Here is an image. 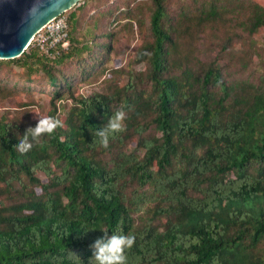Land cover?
<instances>
[{
  "label": "trees",
  "instance_id": "obj_1",
  "mask_svg": "<svg viewBox=\"0 0 264 264\" xmlns=\"http://www.w3.org/2000/svg\"><path fill=\"white\" fill-rule=\"evenodd\" d=\"M94 1L67 13L69 48L56 59L30 47L0 61L44 78L43 117L64 125L22 154L15 146L39 118L32 104L0 116V264H89L103 231L135 236L127 264H264V75L225 74L249 54L234 45L250 49L264 30V6L150 0L149 38L131 60L144 68L120 85L108 68L114 33L99 25L117 7L83 19ZM77 75L103 87L78 95ZM15 94L0 82V105ZM121 108L126 131L107 149L92 144Z\"/></svg>",
  "mask_w": 264,
  "mask_h": 264
},
{
  "label": "rangeland",
  "instance_id": "obj_2",
  "mask_svg": "<svg viewBox=\"0 0 264 264\" xmlns=\"http://www.w3.org/2000/svg\"><path fill=\"white\" fill-rule=\"evenodd\" d=\"M82 1L83 0H80V2ZM121 1L128 0H95L89 4L83 15V19H88L91 16L95 17L102 12H106L108 9L117 7L113 15L109 19L100 20L99 25L102 30L106 29V31L114 33L112 43L113 51L110 54L108 68L121 72H119L120 75L115 77L113 81L120 85L126 82V71L129 68L134 71H142L144 68L142 64L133 65L131 60L136 49L144 40H148L149 38L148 14L150 0H130L129 7L120 4ZM172 1L173 3L175 2L172 7L175 8L178 4L180 5V1L182 0ZM254 1L260 2L264 6V0ZM74 7L72 9H74ZM70 10H68L67 13ZM127 17L130 19H127ZM130 22L131 27L128 26ZM80 29H82L83 32L84 28L81 27ZM249 44L252 48L248 49L245 47L243 51H241L243 46L240 43L234 45L232 49L234 53H240V56H242L243 52H248L249 54L247 57L245 56V62L238 63L236 61L229 64V68L225 71L228 79H249L250 81L256 82L260 75H264V30L253 35ZM201 49L204 51L203 47H201ZM212 51V54L216 52L215 50ZM205 53H207V50ZM226 58H228V56ZM225 64L226 61L222 62V65ZM73 66L74 65H71L69 68L73 69ZM68 69H66V71ZM80 80L81 77L79 75L74 79L77 86L76 94L78 95H88L92 92H99L103 87L101 83L103 77H99L97 82L91 84L82 83ZM0 82L14 88L16 92L13 98L2 102L0 105V116L5 113L15 115L21 110L20 103L30 102L32 105L26 108L28 110H25L27 112L29 111L28 116L43 117L48 108L50 91L52 90V88L45 83L44 78L36 77L33 82H29L14 65H0ZM58 103L61 105H69L70 99L64 97L63 100ZM39 177L43 178L41 175H39Z\"/></svg>",
  "mask_w": 264,
  "mask_h": 264
},
{
  "label": "water",
  "instance_id": "obj_3",
  "mask_svg": "<svg viewBox=\"0 0 264 264\" xmlns=\"http://www.w3.org/2000/svg\"><path fill=\"white\" fill-rule=\"evenodd\" d=\"M80 0H0V60L16 59L53 17Z\"/></svg>",
  "mask_w": 264,
  "mask_h": 264
},
{
  "label": "clouds",
  "instance_id": "obj_4",
  "mask_svg": "<svg viewBox=\"0 0 264 264\" xmlns=\"http://www.w3.org/2000/svg\"><path fill=\"white\" fill-rule=\"evenodd\" d=\"M125 120V110L123 108L117 110L109 118L107 124L95 132L98 141L93 140L92 144L99 143L100 146L107 149L110 138L114 137L115 134L126 131ZM63 126V123L55 117H39L36 126L26 130L15 148L22 154L27 153L33 147V142L38 143L41 137L51 136L58 128ZM103 233L104 236L96 239L91 245L93 257L90 259L89 264H127L126 251L134 246L135 236L112 232L109 237L108 231H103Z\"/></svg>",
  "mask_w": 264,
  "mask_h": 264
},
{
  "label": "built area",
  "instance_id": "obj_5",
  "mask_svg": "<svg viewBox=\"0 0 264 264\" xmlns=\"http://www.w3.org/2000/svg\"><path fill=\"white\" fill-rule=\"evenodd\" d=\"M37 49L45 58L54 60L69 48L67 11L53 17L32 37L28 48ZM27 48V49H28Z\"/></svg>",
  "mask_w": 264,
  "mask_h": 264
}]
</instances>
